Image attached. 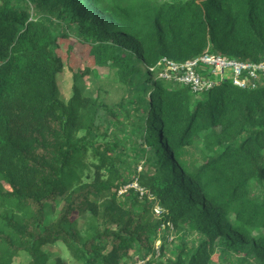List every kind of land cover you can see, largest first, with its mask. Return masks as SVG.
I'll use <instances>...</instances> for the list:
<instances>
[{
  "label": "trees",
  "instance_id": "16d2710c",
  "mask_svg": "<svg viewBox=\"0 0 264 264\" xmlns=\"http://www.w3.org/2000/svg\"><path fill=\"white\" fill-rule=\"evenodd\" d=\"M53 16L76 26L96 68L116 70L120 102L85 93L92 69L62 59L69 38L54 34ZM208 53L260 63L264 0H0V264H264V75L204 99L142 66ZM113 123L139 148L137 177L120 141L106 142ZM135 181L142 194L118 195ZM167 223L184 240L172 251L161 237L155 258ZM56 244L71 259L43 250Z\"/></svg>",
  "mask_w": 264,
  "mask_h": 264
},
{
  "label": "rangeland",
  "instance_id": "374dc122",
  "mask_svg": "<svg viewBox=\"0 0 264 264\" xmlns=\"http://www.w3.org/2000/svg\"><path fill=\"white\" fill-rule=\"evenodd\" d=\"M47 22L50 24L55 35H61L62 32H66V35L69 38V40L64 39L63 45H61L60 47V50H61L60 53H61L62 59L66 63H68L70 67H73L74 69H84V68L92 69V74L86 77L84 81H82V83H84L83 87H84L85 93L90 98H93V99L100 96L102 98V101L104 100L108 104H116L120 102L122 96L125 95L127 91H125L122 83L117 80L116 75H115L116 70H108L107 68L98 69L94 66L93 64L94 60L89 53V47L85 44L77 43V41H79L81 37L77 35L76 26L69 25L65 18L57 19L55 16L51 17ZM71 43L73 44L72 45L73 51L70 49ZM142 66H144L146 70H149V68L146 67L145 65H142ZM153 77L156 78L155 76ZM163 82L165 84L173 85V83H170V82H166V81H163ZM71 86H72V75L69 73L67 68H65L64 72L60 74L59 82H58V87L60 90V97L62 100L67 101L71 97ZM206 96L207 94L200 95V97L204 99L207 98ZM143 99H144L143 106L140 109L135 108L134 113H137V111L141 109L142 110L139 112H145L146 110L145 105H146L148 98L143 97ZM134 103L138 104L139 102L135 100ZM125 123H127V121ZM113 125L114 126H111L112 130L110 129V134L108 135V139L106 142L113 141V139H117L118 141H120L121 147L119 146L116 149V153L121 155V157L126 161V163L129 166H132V172L134 176L137 177L139 172H143L146 169L144 165V161H141L139 159H134L135 157L137 158V153H139V148L137 145H133L131 142H129L126 139V136L121 132H116V136H113L112 133H114V131H116V129L119 126L121 125L123 126V123L120 122V125L118 124V127L116 123H113ZM143 127L144 126L139 125L140 135L143 132V129H144ZM131 129L132 128L130 127L129 130ZM138 142H139L138 144L141 143L140 140H138ZM129 187L133 189H141L140 186L137 184V181H135L132 185L122 188L119 191L118 195L120 196ZM46 211H47V221H52L58 215L57 208L51 205L47 207ZM155 212H156L157 217L158 215L161 214V208L158 205L156 206ZM75 218H76V215L73 216V219ZM77 227L82 232H84L86 225L84 224L83 218L79 219ZM160 232L161 233L159 234L158 241L154 245L155 246V258L158 257V254H159L158 250L161 245V237H165L167 239L169 243L168 245L169 248L172 251H174L176 250V248L181 247L180 242L184 240V235L186 233L185 231L167 232L166 230L163 231L162 228ZM198 239H199V236L196 233H193L190 236L185 237L187 245L190 247L197 244ZM43 250L53 253L54 259L59 256L62 258L71 259L70 254L68 255L67 249L62 244L47 245L46 247L43 248ZM133 254L134 252L132 253V255ZM166 255L167 257L169 256L174 257V254L168 251L166 252ZM150 257L151 256L146 257L145 260L138 261L136 262V264L142 261H145V264H146V262L149 260ZM24 262H25V259L21 258V263L16 262L15 264H25ZM217 262L218 261H217V256H216L215 263Z\"/></svg>",
  "mask_w": 264,
  "mask_h": 264
},
{
  "label": "built area",
  "instance_id": "2783aa9c",
  "mask_svg": "<svg viewBox=\"0 0 264 264\" xmlns=\"http://www.w3.org/2000/svg\"><path fill=\"white\" fill-rule=\"evenodd\" d=\"M149 71L161 81L187 87L194 94L201 95L226 81L240 89L254 86L258 77L264 74V59L260 63H251L208 53L180 63L164 57ZM136 190L143 193L142 189ZM167 227L172 228L170 223L161 228ZM138 264H145V261Z\"/></svg>",
  "mask_w": 264,
  "mask_h": 264
}]
</instances>
